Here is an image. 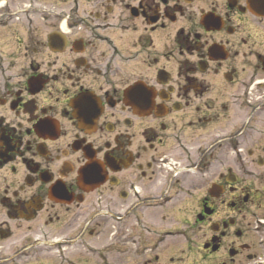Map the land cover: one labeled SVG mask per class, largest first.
I'll use <instances>...</instances> for the list:
<instances>
[{
	"label": "flooded vegetation",
	"instance_id": "flooded-vegetation-1",
	"mask_svg": "<svg viewBox=\"0 0 264 264\" xmlns=\"http://www.w3.org/2000/svg\"><path fill=\"white\" fill-rule=\"evenodd\" d=\"M0 264H264V0H0Z\"/></svg>",
	"mask_w": 264,
	"mask_h": 264
}]
</instances>
